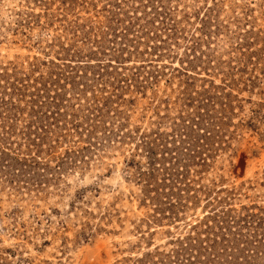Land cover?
Returning <instances> with one entry per match:
<instances>
[{
	"label": "rangeland",
	"instance_id": "1",
	"mask_svg": "<svg viewBox=\"0 0 264 264\" xmlns=\"http://www.w3.org/2000/svg\"><path fill=\"white\" fill-rule=\"evenodd\" d=\"M0 264H264V0H0Z\"/></svg>",
	"mask_w": 264,
	"mask_h": 264
}]
</instances>
